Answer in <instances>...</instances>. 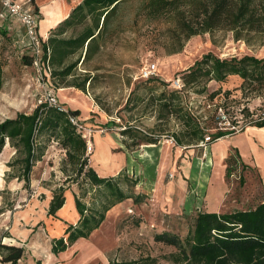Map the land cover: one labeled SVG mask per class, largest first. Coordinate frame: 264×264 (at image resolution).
<instances>
[{
  "label": "rangeland",
  "instance_id": "rangeland-1",
  "mask_svg": "<svg viewBox=\"0 0 264 264\" xmlns=\"http://www.w3.org/2000/svg\"><path fill=\"white\" fill-rule=\"evenodd\" d=\"M142 2L127 0L121 5L114 23L116 32L105 36L100 51L93 59L85 62L83 58L80 59L73 75L63 84H79L85 75H89L92 82L87 84L85 92L74 87L56 90L54 78H51V83L44 82L37 70L27 64L32 52L29 47L20 46L19 38L15 37L18 28L13 33L6 32L4 37L0 35V63L3 67L0 122L14 119L19 113H32L38 105L45 103L48 91L53 92L61 106L67 108L69 104L82 108L84 118L81 120L86 128L85 136L94 150L89 159L95 168L99 172L113 171L119 165H124L128 153V158L133 160L128 174L132 179L138 178L135 192L144 195L140 203L126 200L110 210L104 224L89 238L79 241L76 244L78 247L62 255L61 260L64 262L60 264H110L112 261L179 264L171 255L176 252L175 248L156 242L155 235L169 232L186 237L193 216L198 211L211 210L214 202L219 201L216 198L220 186L219 171L223 174L228 167L227 164L221 166L219 163L221 151L229 148L235 154L239 152V146L245 149V143L254 140L253 129L227 142L219 141L213 145L205 143L208 137L199 146L172 144L168 138L181 132V122L174 116L158 121L157 109L147 106L161 92L177 90V76L182 80V73L206 54L212 53L221 59L246 55L263 58L264 29L258 27L249 30L239 41L228 30L184 40L179 38L180 34L172 21L163 19L149 23L138 18ZM70 34L68 32L66 37ZM78 57H74L71 62L77 61ZM150 63L157 65L159 77L143 80L140 78L141 70ZM241 83L239 78L232 77L223 84H209V91L220 88L233 91L232 98L237 101L229 103L227 111L236 115L239 127L248 125L246 123H249L253 114L254 117L264 115V98H243L239 90ZM69 88L76 90H65ZM182 90H188L185 92L186 103L193 112L203 116V120L215 115L220 127H233L229 120H225L228 114L224 109L215 113L214 106H205V96L194 92L200 88ZM61 95L75 101H60ZM132 99L133 104L135 99L138 102L136 109L125 110L127 102ZM246 108L252 114L248 118L242 113ZM129 124L137 126L147 137L161 134L163 138L154 148L141 145L127 152L121 131ZM157 124L159 127H156ZM97 132L105 137L95 135ZM36 146L39 152H43V158L33 168L31 184L27 188L23 181L10 178L19 173V161L23 154L17 153L8 144L0 155V210L3 212L0 214V237L4 234L5 222L13 223L18 218L22 222L19 225L22 230H35L34 236L38 231L42 232L41 228L33 226L32 215L26 211L33 199L46 198L45 193L40 192L43 190L39 191L38 187H44L46 194L59 192L60 188H75L78 193L76 180H79L80 186L86 184L82 178L76 177L77 167L49 132L36 138ZM166 146L171 147L172 153L166 158L168 160L158 155ZM210 149L214 160L209 163L207 154ZM12 163L14 165L10 167ZM225 183L221 213L253 209L264 201V178L252 170L234 164L230 174L225 176ZM83 188L87 190L88 187L85 185ZM91 197L92 194L86 201L90 203ZM27 225L33 226V229L26 228ZM35 239L37 247L34 248L41 254L30 250L28 264H54L57 261L55 255H46L49 240L40 237ZM33 255L42 260L32 261Z\"/></svg>",
  "mask_w": 264,
  "mask_h": 264
},
{
  "label": "trees",
  "instance_id": "trees-1",
  "mask_svg": "<svg viewBox=\"0 0 264 264\" xmlns=\"http://www.w3.org/2000/svg\"><path fill=\"white\" fill-rule=\"evenodd\" d=\"M126 1L82 0L64 21L50 31L45 48L50 50L51 78H54L56 90L74 87L85 92L87 84L92 82L89 75H85L83 82L79 84H63L73 75L80 59L83 58L84 62L93 59L100 51L105 36L116 32L114 23L121 5ZM137 17L149 23L163 19L172 21L180 34L179 38L184 40L228 30L232 31L234 38L239 41L249 30L258 27L264 29V0H143ZM68 32L71 34L66 37ZM0 35L4 37L6 31L0 29ZM77 55L78 60L71 62ZM27 64L33 67L32 56H29ZM45 75L48 79V74ZM182 77L183 89L200 88L201 90L194 92L205 96V106H214L215 113L224 109L228 114L226 119L240 132L250 126L264 128V115L254 117V114L249 113V108L242 113H245V118L252 115V119L246 123L248 125L244 122L245 126L239 127V119L227 111L229 103L237 101L232 98L233 91H223L221 88L209 91L210 83L223 84L230 78L237 77L242 81L239 90L243 98H264V57L246 55L221 59L209 53L185 70ZM2 83L3 67L0 63V88ZM187 91H163L147 106L157 109L158 121L174 116L181 122V132L173 136L179 146H199L207 137L211 142L206 144H213L221 138L237 133L232 128L220 127L215 115L203 120V116L193 112L186 103ZM133 100L127 102L125 110L136 109L138 102L135 99L133 104ZM80 115L79 110L67 109V112H62L57 107L42 103L30 114L19 113L14 119L0 122V155L8 144L15 148L17 153L23 154L19 161V173L10 178L23 181L25 188L30 186L33 168L43 158V152L37 149L36 138L49 132L66 150L71 163L77 167L76 177L82 178L88 187L87 190L84 189L85 185L80 186L79 180H76L79 192L75 194V203L80 219L76 225L67 228V238L54 240L52 253L56 255L67 251L80 238H89L101 227L107 213L115 206L126 200L140 203L144 197L135 192L139 184L138 178H130L127 170L120 171L116 176L100 177L95 169L89 166L87 141L77 133L69 121L70 116L81 119ZM156 127H159V124ZM121 135L122 142L129 151L141 145L158 144L163 138L161 134L147 137L137 126L130 124L125 126ZM236 163V154H232L226 161L227 176ZM13 165L14 163L9 164L10 167ZM65 191L60 188L59 192H54L48 216H55L64 206ZM91 194L89 203L86 200ZM191 220V227L184 238L169 232L155 235L156 242L175 248L176 252L171 255L179 264H264V201L253 209L229 213L198 211ZM24 252L22 247L6 245L0 241L1 263L18 264ZM110 264L141 262L112 261Z\"/></svg>",
  "mask_w": 264,
  "mask_h": 264
},
{
  "label": "crops",
  "instance_id": "crops-1",
  "mask_svg": "<svg viewBox=\"0 0 264 264\" xmlns=\"http://www.w3.org/2000/svg\"><path fill=\"white\" fill-rule=\"evenodd\" d=\"M25 1L26 0H22L21 3ZM32 1L40 16L39 24H38L39 33L46 40L48 39L50 35V31L56 28L62 21H64L70 15L73 8L82 2V0H32ZM16 28H18V30L16 31L17 33L15 37L19 38L18 42L20 43V41L22 40L24 36V28L16 19L8 18L6 21L3 22L0 29L6 32L11 31L13 33L14 29ZM20 46L23 47V45H20ZM65 90H76V89L69 88ZM60 101L67 103L68 101L72 102L74 100L67 99V97H64L61 95ZM67 109L79 110L81 112L80 118H84L83 116L84 113H83L82 108L70 106L68 104ZM253 129H254V140H250V142H246L245 149L243 146L241 147L238 144H236L237 146H239L238 150L240 152V153L237 151L235 152L236 158H237L236 165L237 166L241 165L242 168L252 170L254 173L264 178V128L250 126V127H247L242 132H237L233 135L221 138L217 142L219 141L227 142L228 140H231L239 135H244L247 133L248 130H253ZM95 135H100L99 137H105V136H102L100 132H97ZM106 137L115 143V140L110 135H107ZM156 145L157 144H150V145H145V146L154 148L156 147ZM168 147L169 146L163 147L162 152H159L160 154L157 152L160 158L163 159L164 157L166 159L171 156L170 155L171 147L170 148ZM126 151L129 152L128 150ZM93 153H94V150L92 151V154ZM231 155L232 153L230 152L229 148L223 149L221 151V156L219 160L220 165L224 166L223 164H225L226 166V161L228 158H230ZM89 158L91 159L90 155H89ZM207 158H208L209 163L214 160V156L212 154L211 149L207 154ZM90 159H89V166L95 169V171L98 173L100 177H110V176L115 175V173L116 174L119 173L122 170H127V172H129V168L132 167V162H133L132 159L128 158V153H127V157L125 156L124 165L123 164L119 165L113 171L105 170L103 172H99L95 168L93 163H91ZM219 173L221 174V177L220 176L218 177V180L220 181V186L217 189V194H216L217 196L216 198H219V201H215L214 205L212 206V209L208 210V212L220 213L222 211V195L225 191V184H226L225 176H227V169H225V172L223 174L221 173V171H219ZM206 179L207 178H205V180ZM38 189L39 191L40 189L43 190L40 192L45 193L46 198L41 199V200H39L38 198L33 199L28 204V209L26 211L28 212V214L32 215L33 226L34 227L38 226L39 228L42 229V232L38 231L36 236H34V234L36 233L35 230L30 231V232L28 231L26 232L25 229L22 230L19 227V225L22 224V222L18 218V219H14L13 223H9L7 221L5 222L4 234L2 237H0V241H2L3 244H6V245H14V246L24 248L25 250L24 256L19 261L18 264H28L29 251L31 250V251H35V253L37 252L36 251L37 249L34 248V247H37V244L35 243L37 239L35 238L40 237L43 240H49V246L46 249V253H47L46 255H48L49 253L53 256L55 255V258H57V261L54 264H60L62 261L61 256L71 251L73 248H75L76 244L79 241L84 240V238H80L78 241H76V243L73 246L69 247L67 251L59 253L57 256L56 254L52 253V245H53L54 240L60 239L62 237L67 238V235H65L67 228L70 225H76L80 219V215L77 211L76 203H75V194H77V192L75 188L66 189L64 193V197H65L64 206L60 210L57 211L55 216H48V210L50 207V203L53 199L54 193L50 192L49 194H46V190L44 187H38ZM33 226L27 225L26 228L33 229ZM36 254L40 255L41 253H39L38 251ZM38 258H39L38 256H34V255L31 256V259L34 262L38 260L40 262L42 260ZM0 264H4V263L0 262Z\"/></svg>",
  "mask_w": 264,
  "mask_h": 264
},
{
  "label": "built area",
  "instance_id": "built-area-1",
  "mask_svg": "<svg viewBox=\"0 0 264 264\" xmlns=\"http://www.w3.org/2000/svg\"><path fill=\"white\" fill-rule=\"evenodd\" d=\"M8 18L16 19L24 28V36L20 41L21 45L27 46L32 52L33 67L37 70L41 79L44 82L51 83V67L49 64L50 61V50L45 48L46 39L42 38L38 30L39 24V13L37 12L33 1L26 0L23 3H20L16 0H0V28L4 21ZM157 65L155 63H150L145 66L140 73V78L143 80H152L159 77ZM48 79H46V75ZM184 84L180 78H177L175 82V89L182 90ZM50 90V89H48ZM45 103L49 106L57 107L62 112H67V108L60 105L57 97L53 92L48 91L47 98ZM264 119V116L263 118ZM225 120H227L225 118ZM70 123L76 128L77 133L81 134L87 141V154L90 155L93 151V146L90 140H87L85 136L86 128L82 124V120L75 116L69 117ZM233 130L239 132L235 127H232ZM210 138L206 140L205 143L210 142ZM168 141L172 144H176L174 137L168 138Z\"/></svg>",
  "mask_w": 264,
  "mask_h": 264
},
{
  "label": "bare ground",
  "instance_id": "bare-ground-1",
  "mask_svg": "<svg viewBox=\"0 0 264 264\" xmlns=\"http://www.w3.org/2000/svg\"><path fill=\"white\" fill-rule=\"evenodd\" d=\"M75 101V100H74ZM202 165L201 163H197V165ZM104 224V223H103ZM108 224V223H107ZM105 225H106V223H105ZM107 226V225H106ZM104 228H105V226H103ZM76 247H78V245L76 246ZM71 252V251H70ZM75 252V251H74ZM74 254V253H73ZM73 256V255H72ZM75 257V256H74ZM68 258H69V256H68ZM74 259H76V258H74Z\"/></svg>",
  "mask_w": 264,
  "mask_h": 264
}]
</instances>
